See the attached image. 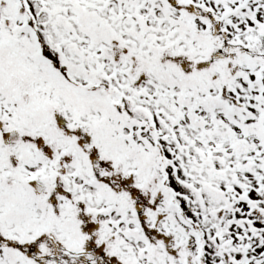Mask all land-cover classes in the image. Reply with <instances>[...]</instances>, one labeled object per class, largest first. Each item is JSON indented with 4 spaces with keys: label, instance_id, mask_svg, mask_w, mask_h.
Masks as SVG:
<instances>
[{
    "label": "snow or ice",
    "instance_id": "1",
    "mask_svg": "<svg viewBox=\"0 0 264 264\" xmlns=\"http://www.w3.org/2000/svg\"><path fill=\"white\" fill-rule=\"evenodd\" d=\"M0 264H264V0H0Z\"/></svg>",
    "mask_w": 264,
    "mask_h": 264
}]
</instances>
